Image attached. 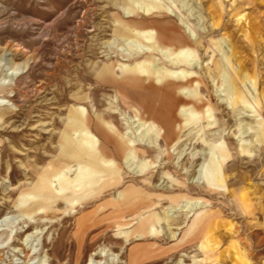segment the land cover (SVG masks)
<instances>
[{"label":"rangeland","instance_id":"374dc122","mask_svg":"<svg viewBox=\"0 0 264 264\" xmlns=\"http://www.w3.org/2000/svg\"><path fill=\"white\" fill-rule=\"evenodd\" d=\"M0 84V264H264V0H0Z\"/></svg>","mask_w":264,"mask_h":264},{"label":"crops","instance_id":"0c3cea01","mask_svg":"<svg viewBox=\"0 0 264 264\" xmlns=\"http://www.w3.org/2000/svg\"><path fill=\"white\" fill-rule=\"evenodd\" d=\"M130 73H132V72H128L127 75L130 74ZM124 75H126V74H123V75H121V76H124ZM111 76H112V75H111ZM111 76H110V77H111ZM108 78H109V77H108ZM111 78L114 79V82L117 81V80L119 79V78H117V76H115V75H113ZM120 78H121V77H120ZM85 134H86V135H90V134L88 133V131H86ZM91 170H92V172H95L96 177H95V178H91V179H87V178H86V179H87V180L85 179L86 181L84 180V182H82V181L79 182L78 185H79L80 187H85L86 185H92V186H94L95 188H98L99 183H97V182L99 181L98 178H99V176H100V175H99V169H98V168L96 169V167H95V168H92ZM79 175L82 176V178H83V176H85V170H84L83 168H81V167H80V169H79ZM66 182L68 183V181H66ZM137 193H138V192H137ZM137 193L135 192L136 195H137ZM135 194H134V195H135ZM132 197H133V196H132ZM129 201H132V200H129Z\"/></svg>","mask_w":264,"mask_h":264},{"label":"bare ground","instance_id":"6f19581e","mask_svg":"<svg viewBox=\"0 0 264 264\" xmlns=\"http://www.w3.org/2000/svg\"><path fill=\"white\" fill-rule=\"evenodd\" d=\"M5 89H6V85L0 84V92H3ZM61 184L63 185V187H65L68 183L64 182V183H61Z\"/></svg>","mask_w":264,"mask_h":264}]
</instances>
